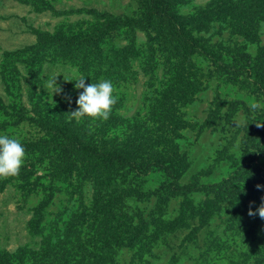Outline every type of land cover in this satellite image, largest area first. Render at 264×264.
<instances>
[{
  "label": "rangeland",
  "instance_id": "obj_1",
  "mask_svg": "<svg viewBox=\"0 0 264 264\" xmlns=\"http://www.w3.org/2000/svg\"><path fill=\"white\" fill-rule=\"evenodd\" d=\"M219 1L165 0L163 3L171 15H176V20L199 21L207 15L213 20L209 43L216 60L211 63L202 52L193 57L195 66L190 76L194 77L192 82L196 85L193 87L197 90L195 94L190 92L191 100L181 106L180 118L184 122L178 126L176 116L165 122V115L157 112L152 116L154 111L149 110L148 100L143 102L146 91L150 93L156 89L162 95L169 88L170 84L159 81L162 77L172 76V72H168L165 64H159L165 56L162 41L157 38L165 30L183 45L184 38L179 33L182 26L178 23L159 20L150 30L133 25L120 27L103 38L105 45L123 51H120L121 55L115 50L109 53L110 59H107L111 66L107 76L95 79L92 72L81 66L82 54L94 47L92 42L97 33L107 30L117 19L123 23L128 20L144 22L155 0H0V132L14 135L23 145L27 144L19 173L0 177V256L5 253L14 259L22 251H35L42 247L43 238L58 236L62 229L72 235H82L74 244L78 251L72 256V264L81 257L78 245L86 251L93 250V244L89 242L93 230L85 223L75 226V232L69 226L85 213L95 215L94 211L100 207L105 211L107 202L101 204L102 200L109 198L116 187L119 193L125 186L120 177L110 175L99 165L93 166L86 157V147L91 151L98 143L104 148L122 149L123 145L138 141V137H148L140 145L146 155L136 153L138 163L146 157L150 165H156L157 160L180 156L186 168L173 167V171L181 183L191 188L219 184L238 165L247 162L255 151L251 141L264 137V91H260L244 73L237 70L218 73L216 68L218 59L242 65L247 58L253 61L261 57L264 20H259L255 32L249 33L250 37L256 35L250 41L241 32L248 26L249 15L238 11L237 18L221 20L216 11ZM86 35L90 36L88 46H77ZM241 40L245 41L247 50L244 52L248 56L237 50ZM130 47L134 50L141 47L143 62L135 60L132 63L131 55H128ZM150 50L157 54L160 66L157 73L151 69L152 73L146 74L140 65L145 66ZM117 60H124V72L115 71ZM67 65L85 73L88 76L86 84L91 83V79L95 82L108 78L114 82L116 101L107 119L73 117L71 112L78 107L76 100L83 89L75 88L74 81H65L62 74L55 78L59 91L51 95V90L44 89L43 80L48 78L47 74H58ZM130 69L132 73L128 72ZM130 74L136 75L137 80L129 81ZM30 119L35 120L31 122ZM48 122L64 129H75L78 141L67 147L71 152L64 150L67 144L71 145V140L45 134L39 124ZM254 132L259 135L252 137ZM256 143L264 145V140ZM81 146L85 147L79 151ZM101 148L99 146L98 150ZM261 162L259 160L256 166ZM172 164L176 166L177 163H169ZM154 171L144 177L146 185L142 189L137 178L134 179L136 185L130 187L135 190H130V204L126 207L133 219L144 222L139 226L154 220L158 224V231L153 230L158 234L157 238L161 235L159 224L169 228V223L174 229L167 230L153 242L155 254L145 252L142 262L135 255L139 247L118 249L116 258L121 264H146L147 261L150 264H264V245L261 254L255 252L253 232L249 234L253 226L264 225V218L255 212L264 198L251 200L245 193L246 207L235 213L228 202L215 206L216 195L208 190H191L185 199L177 197L168 202L156 192L166 176L158 169ZM109 176L111 180H107ZM140 189L148 192L144 201L137 195ZM156 207L158 210L151 211ZM250 209L254 214H249ZM117 225V222L109 224L111 233ZM148 225L143 235L150 234L151 224ZM32 255H27V258L31 257L29 261H33ZM6 260L0 261L1 264ZM64 260L53 258V264Z\"/></svg>",
  "mask_w": 264,
  "mask_h": 264
},
{
  "label": "trees",
  "instance_id": "obj_2",
  "mask_svg": "<svg viewBox=\"0 0 264 264\" xmlns=\"http://www.w3.org/2000/svg\"><path fill=\"white\" fill-rule=\"evenodd\" d=\"M163 3H165V0H155V3L150 9L149 17L144 22H139L137 20H128L129 22L127 21L126 23H123L121 19H117L112 24H110L107 30L97 33L92 42V46L94 47L86 53L82 54L81 66L86 67L90 72H92L95 79L101 76H107L108 69L111 66L108 60L110 59L109 53L115 50L118 55H121L120 51L122 53L123 51L122 49L120 50V48L115 49L114 47H109L107 44L105 45L103 38L107 35V33H111L112 31L119 29L120 27L133 25V27L135 28L150 30L153 28V23H155V21L168 19L172 24L178 23V25L182 26V29H180L181 31L179 33L184 38L183 45H180V40L178 38L168 34V32L165 30H162V32L160 33V37L157 38L162 41L161 48L164 49L162 52L165 56L163 58V62L159 64H165V66L170 70L168 72L170 74L172 72V76L162 77L161 79H159V81L162 83L170 84L171 86L169 85V88L164 90L162 92V95H160V93L157 92L156 89L150 93L146 91L143 102L146 103L148 100L147 105L149 110L151 112L152 110L154 111L151 114L152 116L157 115V112H159V114L165 115V122L176 116L177 120H175V122H177V125L179 124L178 126H180L181 123L184 122V119L180 118V116H182L180 110L181 106L185 102L190 101L192 98L191 93L193 92L195 94L197 90L193 87L196 85L195 82H192L194 80V77L190 76L191 69L193 68V66H195V60L193 59L196 58V56L201 55L200 53L202 52V54H204L205 56V59L207 58L211 63L212 61L216 60V58L212 57V53L210 52V50H212V45H210L209 43V39L211 36L210 26L213 20L209 18V15L204 17L202 20H199L200 22L192 20L186 21L185 23L184 21L180 20L181 18L176 20V15H171V13L163 7ZM218 7L219 8H216V11H218L219 15L221 16V20L233 19L234 17L237 18L236 12L238 11H242L243 13L249 15V21H247L246 23L248 24V26L242 28L241 32L250 41L251 39L256 38V35H252L250 37L249 33H254L256 27L259 26V20H264V14L261 15L260 13H264V0H220L218 3ZM257 12H259L258 15L254 16L253 14H256ZM195 30H197V32H194ZM202 31H207V35ZM89 39L90 36L86 35V37H83V40H80L78 42L77 46L81 47L82 44H86V46H88L87 44L89 43ZM199 40H201L202 43ZM80 42L81 44H79ZM77 46L75 48H77ZM238 46L239 47H237V50L245 53L244 51L247 50L245 41L241 40ZM147 47L151 48V45H148ZM140 48L141 47H139V49ZM139 49L134 50L130 47L128 55H131L132 63L135 60H137V63L143 62V56ZM202 50H204V53ZM262 50L263 55L261 57L256 58L253 61H249V59L247 58L245 63L242 65H233V61L227 62L225 59H218L216 71L219 73L223 71L237 70L240 73H244L246 75V78L251 79L252 83L257 86L260 91L261 89L262 91H264V47L262 48ZM248 55L249 54H247V56ZM148 57L149 58L147 59V61H145L146 63L144 62L145 66H143L142 64L140 65L141 70H143L146 74L152 73L151 69L152 71L156 72L160 66L157 63V54L153 53L150 50V53H148ZM114 68L117 72H124V60H117V62L114 64ZM188 70L190 71L188 72ZM129 71H131L132 73V69L128 70V72ZM131 79L137 80L136 75L134 76V74H130V78L128 77V80L130 81ZM176 85L178 87L177 89ZM34 120L35 119H30L31 122H33ZM173 120L174 119H172V121ZM38 123H40V121H38ZM39 125L43 126L42 130L46 132L45 134L47 136L64 137L67 140H71V145L67 144L64 147V150H68V152H71L69 148L73 145V143L77 144L78 134L75 133V129H64L52 122ZM251 134L252 137H257L259 135L257 132ZM138 138V141L135 140L130 145L122 146V149L127 148V150H122L121 148L108 149L107 146H105L107 148L106 149L103 145H100L98 143L92 146L91 151L88 150V147H86V157H88V160L90 158V160L92 161L90 162L93 166L99 165L103 170L110 173V175L111 173H113L114 176L116 175L117 177H120L119 179L122 184L125 187L129 185V187L127 189H125V187L121 188L119 190V193L117 192L118 188L116 187L109 194L110 197L115 194V198L109 197L103 199L101 204L107 202L106 204H104L107 207H105V211L102 207L97 208L94 211L95 215H93L92 212H89L87 214L85 213L84 216L75 219L74 222L70 224V226L68 225L69 229L74 230V232L75 230H77V226L84 223L87 227L93 230V235L90 237L89 241L93 244V250L86 251L85 248H82L81 245H78L77 248H81L82 252L80 253L81 257L77 259L75 264H100L101 262H106V264H121L120 259L116 258V254L119 251L118 249L124 250V247H139L140 249L135 253L136 257L139 258V262H142L144 260V257L146 256L145 252H148V254L152 255L155 254L152 252L154 246L153 242H155L167 230L172 229V225L168 223L169 228H167L164 226L162 227L161 224H159V233H161V235L157 238L158 234L153 232V230L158 231V224L154 222V220H152L151 223L145 222L144 225L139 226V224L144 222H141V220L138 218H135L136 220L133 219L129 215L128 208L126 207L130 204V190H135L134 188H132V186L136 185L135 183H133L134 179L137 178L139 187H141L142 189V187L146 185L144 181L146 178L144 177H146L154 170L158 169V171H161V173L166 176V179L156 189V192L159 195L164 196L168 202L177 197H184L185 199L188 191L191 190H208V193L212 192L216 195L215 206H221L220 203L228 202V206L231 207L233 209V212L235 213L238 212V209L239 211H241L242 208L246 207V202L243 198V195L245 193L249 195V198H251V200L260 201L262 200V198H264V145H258L256 143H261V141L264 140V137L256 138V142L251 141V144H253L254 147L253 150L255 151L251 153V155L247 159V162L238 165V167L235 168L232 174H230L224 180L220 181L219 184H204L202 186L196 185V187L194 188L187 187L185 184L181 183L180 179L173 171V167H178L180 170H184L186 168V164L184 165V160L180 156L166 158L163 161L157 160L155 162L156 165H150V160L148 161L146 157L145 158L147 160L143 158L144 160L138 163V159L135 157L136 153L140 152L142 156L146 155L145 150L140 145L146 142V139L148 137ZM141 138L144 139L141 140ZM50 142L53 143V141ZM99 146L102 147L100 151L98 150ZM84 147L85 146H81L78 150L81 151V149H84ZM89 152H91V154H89ZM103 156L104 159L101 160V157ZM259 160H262V162L259 166H256ZM172 161H175L177 163L176 166L174 164H172L171 166L169 165V163H172ZM153 162L154 161H152V163ZM255 166L257 167V170L254 168ZM113 168L114 170L112 171ZM111 178L112 177L109 176L107 180H111ZM247 181H249V184ZM130 185L132 186L130 187ZM258 185L260 187H257ZM120 191H122V194L120 193ZM137 195L139 196V198H141L140 200L144 201L148 196V192L141 190ZM162 205L163 203L158 206ZM155 210H158L157 207L156 209L152 208L151 211ZM118 211L120 212V214H118L117 216ZM108 215L110 217H108ZM115 216H117V218ZM111 222L118 223L117 228L114 229V233H111V227L109 226ZM147 223H149V225L151 224L152 230L150 234L143 235V230L147 227ZM130 231L131 235L129 234ZM60 232V235L54 236L51 239L50 237H48L47 239L43 238V241L41 243L42 247L38 248L35 251H22V254L19 255L18 258L15 256L16 258L14 259H11L10 255H6L4 253L0 256V261L3 262L4 259L7 258L4 264H53V258H55L57 260L65 259L60 264H72V261L74 260V257L72 256H74V254L78 251L77 249H75L74 244L76 242H79L80 236L82 235L81 233L72 235V232L69 233L67 229H62ZM252 232L253 234H251ZM249 234L252 235V240H254L253 250L255 249V252L261 254L260 250L264 245V225L253 226L252 230L249 231ZM99 250L101 251L100 253ZM133 251L134 250H132L131 252ZM30 253H32L33 255ZM27 255H32L33 261H29L31 257L27 258ZM19 258L20 260H18ZM94 259H97L98 261H94ZM107 261H109L110 263ZM146 264H150L149 261H147Z\"/></svg>",
  "mask_w": 264,
  "mask_h": 264
},
{
  "label": "clouds",
  "instance_id": "obj_3",
  "mask_svg": "<svg viewBox=\"0 0 264 264\" xmlns=\"http://www.w3.org/2000/svg\"><path fill=\"white\" fill-rule=\"evenodd\" d=\"M47 74V73H46ZM62 74L65 81H74L75 88L83 89L78 95L76 104L78 107L71 112L75 118L107 119L116 101L114 95L115 84L111 79H98L95 82L85 83L88 76L78 67L67 65L61 68L58 74L49 75L44 81V89L59 91V85L55 83L57 75ZM26 157L25 147L22 141L10 134L0 132V177L15 176L19 173ZM257 187H260L259 185ZM264 218V202L255 210ZM252 215L253 210H249Z\"/></svg>",
  "mask_w": 264,
  "mask_h": 264
}]
</instances>
